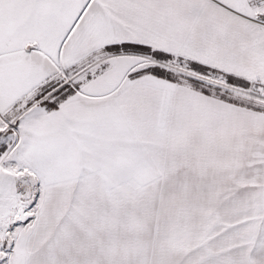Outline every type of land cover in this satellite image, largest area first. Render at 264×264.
I'll return each instance as SVG.
<instances>
[{
	"label": "snow or ice",
	"instance_id": "obj_1",
	"mask_svg": "<svg viewBox=\"0 0 264 264\" xmlns=\"http://www.w3.org/2000/svg\"><path fill=\"white\" fill-rule=\"evenodd\" d=\"M0 264H264V0H0Z\"/></svg>",
	"mask_w": 264,
	"mask_h": 264
}]
</instances>
